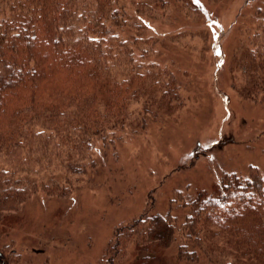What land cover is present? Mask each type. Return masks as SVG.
<instances>
[{
  "label": "trees",
  "instance_id": "trees-1",
  "mask_svg": "<svg viewBox=\"0 0 264 264\" xmlns=\"http://www.w3.org/2000/svg\"><path fill=\"white\" fill-rule=\"evenodd\" d=\"M178 1L206 12L193 0H0V222L39 194L57 201L70 193L69 180L111 170V137L144 128L148 107L175 109L180 80L158 64V36L142 29ZM254 4L264 16V0ZM260 27L234 44L233 60L244 94L263 102ZM176 205L114 226L99 262L115 264L127 241L142 236L143 249L172 244L177 260L264 264V171L224 170L211 190Z\"/></svg>",
  "mask_w": 264,
  "mask_h": 264
},
{
  "label": "rangeland",
  "instance_id": "rangeland-1",
  "mask_svg": "<svg viewBox=\"0 0 264 264\" xmlns=\"http://www.w3.org/2000/svg\"><path fill=\"white\" fill-rule=\"evenodd\" d=\"M193 1L204 2L206 12L178 1L142 29L158 36V64L180 80L175 109L148 107L144 128L111 137L105 157L111 170L69 180L70 193L57 201L39 194L0 222V264H103L117 224L144 210L177 208L197 190H211L224 170L264 171V101L244 94L233 60L234 44L260 31L264 16L256 14L257 0ZM143 100L131 106L135 115L144 112ZM142 241L132 236L115 264H211L177 260L172 244L143 249Z\"/></svg>",
  "mask_w": 264,
  "mask_h": 264
}]
</instances>
